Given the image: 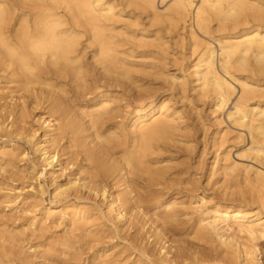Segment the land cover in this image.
Returning a JSON list of instances; mask_svg holds the SVG:
<instances>
[{
    "label": "bare ground",
    "instance_id": "1",
    "mask_svg": "<svg viewBox=\"0 0 264 264\" xmlns=\"http://www.w3.org/2000/svg\"><path fill=\"white\" fill-rule=\"evenodd\" d=\"M168 1L170 4H167L165 10L161 12L162 10L160 11L158 7L159 3L162 5ZM115 3V0H28V19L21 17L15 24L13 22L17 21V15L14 8L6 1L0 2V53L9 57L10 64L14 62L18 65L11 72L12 78L13 76L19 77V72H21L28 76V86L32 83L56 86L55 81L62 80L69 82V86L73 83L81 87L85 85L87 91L89 83L96 87H98L97 84L109 86V88L110 86H122L124 87L123 93L128 95H134L132 90L137 88L136 96L138 100H142V104L137 105L133 116H130L128 127L118 125L117 122L113 123V126H107L106 144L98 145L97 139L95 142L87 141L90 134L86 132L89 128L99 129L97 127L99 125L106 127V124L110 125L112 120L118 118L119 110L118 115L115 112L118 107H112L114 98L98 93L100 96L98 98L95 96L97 99L95 98L90 106L85 109L83 106L78 107L79 112L68 104V100L71 99V96L68 97L67 94L68 89L63 90L64 93L60 92L64 94L61 95L58 93L61 89L56 86L59 88L58 92L55 90L43 95L50 109H53V113L56 112L58 116L57 119H52V116V120L50 118L42 120L44 128L49 129H44L42 136L38 135L39 129L33 132L31 129L27 135V132L25 133L26 140L33 145L41 158V171H37L36 163L32 162L33 170L30 172L38 182L37 192L40 191V195L45 193L44 186L39 180L50 174L53 181L51 183L53 197H62L68 203L71 200L68 198L73 195L77 201L87 200V203L72 202V211L68 207L72 212L71 219L87 225L89 214H94L98 218L105 216L109 222L111 221L110 223L116 225L119 232L133 223V211L140 213L142 210H148L152 216L148 220L153 224L157 223L160 218L165 222L176 218L178 202L165 198L163 190L158 194V190L154 188L161 184L160 180L166 174L167 170L165 172L161 170L168 168L158 166L165 158L161 155L171 148V142H176L175 139L182 134H179V131L183 130L182 128L186 125L182 127L183 116L181 117L180 112L172 108L170 100L164 97L165 94L160 93L162 91L160 88L145 87L144 83H149L148 79L146 80L149 77L145 78V74H139L143 71L155 78L164 76L167 81L171 80L175 89L183 97L188 96V85L191 83V88L198 98L211 103V113L215 115V123L218 126L224 124L223 115L226 113L229 123L239 130L233 140L238 138L246 141V133L248 134L249 147L245 150L246 152L244 150L241 152L243 155L237 153L235 157L237 159L248 157L257 166L246 165L233 158L232 148L238 142L234 141L235 143L232 142L234 145H227L226 142L233 140L228 139V142L229 132L220 127L216 136L214 135L215 145H217L214 163L219 167V170L216 168L217 171H215L221 170L228 178L225 180L228 181L232 178L234 179L232 181H236L239 176L243 177L244 181H247L249 185L252 184L264 197V0H121L118 4ZM122 7L125 9L132 7L140 11L141 15H146L145 19L149 20L150 27H158V29L162 27L163 30L156 29V32H153L154 35L151 34L150 37L141 28L133 31L135 33L140 31L138 35L126 32L124 28L118 26V23L125 19ZM18 12L21 13V11ZM139 20L135 21L139 23ZM134 25L138 27L140 23ZM12 27L14 28L13 33L11 32ZM162 31L174 33V37H177L176 43L182 42L181 47L189 53L191 61L186 66V70L184 65L183 68L178 67L179 75L171 74L168 70L169 63L166 59L170 53L167 37L162 34ZM119 35H127L125 36L128 38L126 42L132 44L129 49L123 51L119 49L124 46L123 40L118 39ZM134 48H140L143 57L147 56L151 58V61L144 62L143 60L139 63L128 59L133 57ZM141 57L140 59L143 58ZM177 58L175 62L179 65V60L183 57ZM136 64L143 67L141 71L138 69V75L133 71ZM187 70H190L188 75ZM189 78H191L190 82ZM78 86H75L76 90L72 89V86L71 89L77 91ZM132 86L136 88L133 89ZM3 93L5 92H0V132L10 131L13 126L12 123L8 129L6 125L8 117L5 118L1 113L10 106V102L5 103L4 100L7 97L6 93L5 95ZM25 110L27 115V109ZM15 114L17 120L23 121V106L19 107ZM8 115L10 117L12 113ZM87 117L88 120H86ZM102 134V129L98 130L97 137L101 138ZM60 136H69V141L73 145L83 146V151L88 157V159L85 157L86 161L98 162L101 159L99 168L93 170L91 166L92 171L90 170L87 176L81 164L77 173L71 172V175L67 177L65 174L67 168H59L58 153L50 151L45 145V143L57 142ZM113 144L120 147L116 150L120 152V159L113 154L112 148H115ZM18 149L16 143H9L1 148V157L12 159L14 155H17ZM19 155L26 157L25 151H21ZM61 176L66 177L63 183L57 180ZM135 178L141 181L142 186L149 185V187H144L143 192L136 191L131 187ZM109 185L116 189L118 194L111 192V188L107 189ZM122 186L124 188L118 191ZM82 193L87 194V197H80ZM34 194H32L33 197ZM31 196L30 198H33ZM199 202H201L199 205L197 201L191 203L196 204L191 207L199 212L198 222L196 221L199 237L209 242L216 241L225 256L231 255L232 260L233 257L238 258L240 264H258L256 245L249 246L242 240L245 236L246 240L249 239L252 242L259 235L263 236L264 219L261 214L247 210L242 204H236L237 206H220L219 204L204 207V197H201ZM52 204H54L52 207L45 208L44 213L42 211L44 220L55 216L56 203L52 202ZM38 222L32 221L31 227ZM157 228L159 229V225ZM227 231L229 234H226ZM75 242L77 243L76 240ZM165 245L164 243L158 249L157 255L163 263L169 264L173 258L170 257V250ZM140 250L146 257L156 254L153 249L145 245Z\"/></svg>",
    "mask_w": 264,
    "mask_h": 264
},
{
    "label": "rangeland",
    "instance_id": "2",
    "mask_svg": "<svg viewBox=\"0 0 264 264\" xmlns=\"http://www.w3.org/2000/svg\"><path fill=\"white\" fill-rule=\"evenodd\" d=\"M2 1H6L11 7L14 8V12L17 15V21H14L13 23L16 24L17 22H19V19H21V17L28 19V0H0V2ZM115 2L118 4V2H121V0H115ZM167 4L169 5L170 2H165L162 5L159 3V10H162L161 12H163L167 7ZM122 8V14L125 19H123L122 22L118 23L119 27L124 28L126 32H131L130 34H140V31L136 33L133 31H135L136 28H141L146 35H149H147L148 37L154 35L153 32H156V29H158V27H150V23L148 24L149 20H146L147 18L145 19L146 15H141L140 11L132 7L127 9H125L124 7ZM18 11H21V13H19ZM135 20H139L140 25ZM134 24H138L139 26L135 27ZM148 29L151 30L152 33L151 31H147ZM160 29L163 30L162 27L158 30ZM13 31L14 28L12 27L11 32L13 33ZM165 31H162V34L167 37V46L169 48L170 53L168 58L166 59V62L169 63L168 70H170L169 72L171 74L179 75L180 71L178 70V67L183 68L184 65L186 70V66H188L191 59L189 58V53L187 51H184V47H181L182 42L176 43L177 37H174V33H170L169 31L165 33ZM180 32L183 33L182 30H180ZM125 36L127 35L118 36V39H120L121 41L123 40L122 42L124 43V46L119 48L122 51L127 50L132 46L131 43L126 42V39L128 38H125ZM133 50L134 52L132 53V56L135 58L132 57L128 59L135 62L137 61L139 63L143 62V60L144 62L151 61V58L147 56H145L147 60L144 59L145 57H143V52L140 48H134ZM138 56H142L143 58H137ZM180 57H183L182 59L184 60L181 61L182 59H180ZM175 58L180 59L179 62L181 65H178L175 62ZM9 60L10 59L7 55L5 56V54L0 53V92L6 93V95L5 93H3L7 97V101H4L5 103L8 102L7 104H9L10 102V106L8 107H11L10 109L6 107L1 113L2 115H4L5 118L8 117V120L6 121L8 129L13 123V126L10 131L5 130L0 132V151L2 147H4L5 145H9V143L13 142L16 143L17 147L19 148V151L20 149L22 152L25 151L26 157H21V155H19L21 151L18 152V150L16 151L17 155H14L15 157L13 156V158L11 157L12 159L3 156L1 157L0 154V264H167L165 262L163 263L162 260L159 258L160 256L157 255V252L159 251L158 249H160V247H162L164 243L166 244V248L170 250V257L173 258L171 263L169 264H240V260L238 258L233 257L232 260L231 255L225 256V254L220 251V248L218 247L216 241L209 242L207 239L205 240V238L199 237L196 228L199 212H196V210L191 207L196 205L191 204L196 201L198 202L197 205H199L201 203L199 202V199L201 197H204V207H211L219 204L220 206H237L236 204H242V206H244V208L249 211L259 212L261 214L262 219H264V197L262 196L261 192H257V189L254 188L252 184L249 185L247 181H244L243 177L239 176V179L237 178L238 181L236 179V181H232L234 180L233 178L231 181H228L225 180L228 178L225 177V174L221 170L216 172L217 170H219V167L214 163V153L216 150L215 148L217 147V145H215L216 142L214 140L216 136L215 134L217 133L218 129H220V127L223 128V130L227 129V131L229 132L227 137L228 141V139L233 140L235 134H238L239 132L237 128L233 127L229 123L226 117V113H224L223 115L224 124L218 126L215 123V115H212L211 113V103L207 100L199 99L196 93L193 92L191 88V83L188 85V96L183 97L175 89L174 83L171 80L167 81V78L164 76V78L159 76L158 78H155L154 76H149L145 72L141 71L143 68L139 67L141 65L136 64V66L133 67V71L137 73L139 69L141 71L139 72V74H145V78L147 76L149 77L146 78V80L148 79L147 81H149L150 84L147 82L144 83L145 87H149L152 89L160 88L162 90L160 91V93L162 92L161 94H165L164 97L170 100V105L172 106V108L179 111L181 117L183 116L182 127L186 125L185 128H182L183 130L179 131V134H182H180V136L175 139L176 142H171V148L167 151L165 150V152H163V154L161 155L163 158L165 157L166 160L164 158V160L162 161L163 163L161 162L158 166L160 167L161 165V167L163 166V168H168L165 170H161L164 172L167 170L163 178L164 180H160L162 186L160 184L156 188L153 187L154 189L158 190V194H160V192L163 190L162 192H164L163 196L165 198L169 200L173 199L178 202V212L176 214L177 216L176 218L174 217L175 219L173 218L171 220H167V222L163 221L162 218L158 219L157 217H155V219H158V222L153 224L149 222L150 220H148L150 217H152L151 212H148V210H142L140 213L137 211H133V223L129 226L124 227V229L120 232L117 230L116 225L110 223L111 221L109 222V220L105 216L103 218H98V216L94 214H89V222H87L88 224L82 225V222H75L73 219H71L72 212H70L69 209L71 210V206L73 204L72 202L87 203V200H83L84 202H81L82 200H78V202L73 195V197L71 196L68 198L69 200H72H70V202L68 203L62 197H53V186L51 185L53 181L51 180L52 178H50L52 177L50 174H47L46 177H41L39 180L40 183L44 186L45 193L40 195V191L37 192L39 189L38 182L35 177L30 174V172H32L33 170L32 162L36 163L37 171H41V158L39 156V153L34 150L33 145L28 143V141L26 140L25 133L27 132V135L31 131V129L32 132L34 130L39 129L38 135L42 136L45 130H49L44 128V124L42 125V120H48L49 118L51 119L52 116V119H54L58 116L56 112L55 114L53 113V109H50V106L48 105L49 103L44 98V96L47 95L48 92H52L55 90L58 92L60 88L61 90H59L58 93L64 95L60 92L64 93L63 90L68 89V92L70 93H67L68 97L71 96V99L68 100V104H71L70 106H72L77 111H79L78 107L83 106L85 109V107L91 105V103L95 100L96 97L98 98L100 95L107 94L114 98L113 103L115 105L112 104V107H118L117 109H115V112L119 110L118 112L120 114L117 112V115L119 114L117 116L118 118L112 120V123H110V125L109 123L106 124V127L105 125H99L97 126L99 127V129L89 128L86 132V134H90V137L87 141L93 140L95 142V140L97 139L96 142L98 145L106 144L105 139L107 136V126H113L112 124H115L117 122L116 124L124 125L126 127L128 125L130 116H133V111L135 110L136 106L142 104V100H138L136 96V92H138L137 88L132 86L133 89L136 88V90H132V93H134V95H128L127 93H123L122 90L124 89V87L122 86H110L109 88V86L106 87L102 84H97L98 87H96L92 83H89L87 85L89 87L87 91V87L85 85V87H81L80 85L78 86L76 83V85L73 83L74 86L71 85L73 87L72 89L76 90L75 86L79 87L77 93V91L71 89V86H69V82H64L62 80V82L60 80H56V83L53 82L59 88L54 85L47 86V84L44 83H32L28 86V76L22 74L21 72H19V77L13 76L14 78H12L11 72L13 68L15 66L18 67V65L14 62L10 64ZM148 67L149 66H147V68ZM189 71L190 70H187V75L189 74ZM150 77L154 78L155 83H153L154 80ZM12 80L13 82L11 83ZM188 81L190 82L191 78H189ZM67 84L68 86H66ZM164 90L165 92H163ZM87 92H89V94ZM81 96L82 98H80ZM21 106H23L24 111L23 121L21 119L17 120L15 114L18 108ZM24 107L27 109V115L25 114L26 110ZM230 108H232V105H230ZM10 113H12V115L9 117L8 114ZM86 120H88V117L86 118ZM54 122L56 121H53V123ZM94 129L95 131H93ZM101 129L103 134L102 137L99 138L97 137V132ZM183 131L186 132L184 133ZM246 136V141L234 138L233 141H228L229 143L226 142V144L234 145L235 142H238L235 143L234 147L232 148L233 158L246 165H255L253 164V162H251L248 157L242 158L243 160L239 158L237 159L235 157L237 153L243 155L241 152H243V150H247V148L249 147L250 140L248 138L247 133ZM64 137L60 136L57 142L53 144L45 143V145L48 146V149L50 151H56L58 153V164H60L59 168H67L65 171L67 177L71 175V172L73 174L77 173L76 171H78V168L81 164H83L81 166L83 169L85 168L84 173L87 176L88 173H90V170L92 171V169L96 170L99 168L98 166H100L101 164V159L98 160V162H93L90 160H88L89 162L86 161V158L88 159V157L83 151V146L75 144L73 145V143L69 141V136ZM68 141L70 144L68 143ZM183 141L185 144L182 143ZM68 145L72 147H69ZM113 145H115V148H112V151L120 149L119 145H117L118 147L116 146V144ZM80 147L82 149H80ZM114 151L113 154L115 155V157H118V159H120L121 156L119 150L116 151L117 153ZM18 155L20 157H18ZM89 163H91L92 165L90 164L89 166ZM165 163H167V165H165ZM68 164L71 165L68 166ZM57 167L56 169H59ZM65 178V176H61L57 180L58 182L63 183L65 181ZM137 179L138 178H135L133 183H131V187L133 189L135 188L136 191L141 192L144 187H149V185L142 186L141 181H138ZM234 182L238 183L232 184ZM110 188L111 185H109L107 189ZM122 188H124V186L117 189L119 191ZM110 190L111 192L114 191L113 193L115 195L118 194L116 189L111 188ZM32 194H34V197ZM30 196L33 198H30ZM81 196L82 198H86L87 194L82 193L80 194V197ZM52 202L56 203L55 216L51 219L44 220L43 213L45 212V208L52 207L54 205L52 204ZM34 207L37 209L35 210ZM103 208H105V206ZM67 212L69 213L67 214ZM40 218H42V220ZM100 219L102 220V222ZM32 221L39 222L35 223V225L31 227ZM158 225L160 230L157 228ZM85 229H87L88 231ZM114 229H116L117 231ZM234 229L236 228L234 227ZM82 233H84V235ZM226 234H229V231H227ZM75 237L78 239H76ZM244 237L242 241L247 242L246 244H248L249 246L253 244L256 245L257 263L264 264V234L263 236L259 235V238L256 237V239L252 242L249 239L246 240V237ZM75 240L77 241V243L75 242ZM144 245L147 248L153 249L156 253L155 256L150 255L151 257H146V255H142L140 249Z\"/></svg>",
    "mask_w": 264,
    "mask_h": 264
}]
</instances>
